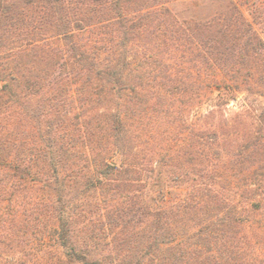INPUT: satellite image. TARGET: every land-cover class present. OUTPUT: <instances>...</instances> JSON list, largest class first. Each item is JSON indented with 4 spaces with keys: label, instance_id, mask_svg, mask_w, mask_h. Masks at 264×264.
Segmentation results:
<instances>
[{
    "label": "trees",
    "instance_id": "trees-1",
    "mask_svg": "<svg viewBox=\"0 0 264 264\" xmlns=\"http://www.w3.org/2000/svg\"><path fill=\"white\" fill-rule=\"evenodd\" d=\"M174 1L0 0V264H264V110L191 119L264 86V12Z\"/></svg>",
    "mask_w": 264,
    "mask_h": 264
},
{
    "label": "rangeland",
    "instance_id": "rangeland-1",
    "mask_svg": "<svg viewBox=\"0 0 264 264\" xmlns=\"http://www.w3.org/2000/svg\"><path fill=\"white\" fill-rule=\"evenodd\" d=\"M242 5L243 12L249 20L253 19L255 14L264 12V0H236ZM225 0H177L168 6L178 16L179 19H196L205 20L216 14V12L224 7ZM262 7V8H261ZM261 35L264 37V26H256ZM211 87V86H210ZM235 100L219 101V91L212 86L206 89L202 96L201 104L194 109L191 115L192 122L197 123L201 115H207L214 112L209 120L208 126L224 125L226 120L234 119L236 114L242 111L249 113H260L264 110V86H255L251 91H241L236 95ZM243 127V126H242ZM234 130V128H233ZM241 130V129H240ZM114 161L119 162V158ZM170 191L175 189L169 188ZM179 191L171 194L172 198L177 197ZM54 226L46 232L45 237L51 247H56L54 236Z\"/></svg>",
    "mask_w": 264,
    "mask_h": 264
}]
</instances>
